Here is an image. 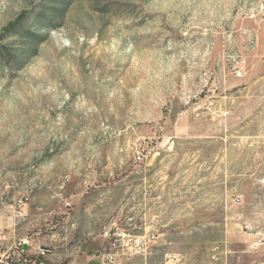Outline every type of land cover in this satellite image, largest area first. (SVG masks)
Here are the masks:
<instances>
[{
  "label": "rangeland",
  "instance_id": "obj_1",
  "mask_svg": "<svg viewBox=\"0 0 264 264\" xmlns=\"http://www.w3.org/2000/svg\"><path fill=\"white\" fill-rule=\"evenodd\" d=\"M20 15L0 44L37 37L0 57V264H102L115 230L147 246L110 264L263 259L264 0H0V36Z\"/></svg>",
  "mask_w": 264,
  "mask_h": 264
},
{
  "label": "built area",
  "instance_id": "obj_2",
  "mask_svg": "<svg viewBox=\"0 0 264 264\" xmlns=\"http://www.w3.org/2000/svg\"><path fill=\"white\" fill-rule=\"evenodd\" d=\"M235 74L238 77H242L245 73L243 66H236ZM138 159H141V155L139 154ZM240 201L239 198H236V201ZM244 227L246 229H251L250 224H245ZM254 238L249 244V248L253 250H258L264 244V237L262 236L261 231H256L253 233ZM112 236L109 239L110 248L107 251H104L100 255V259L102 264H110L115 262L116 254L118 248L126 247L131 253L139 254L144 253L146 251V241L143 240L140 236L129 235L123 231L115 230ZM3 237L0 236V239ZM30 240L27 238H23L20 240L19 245L25 248V245H29ZM43 253V252H42ZM228 253L230 250L224 243H217L213 248V253L208 264H227ZM222 261V262H221ZM257 264H264V258L257 262Z\"/></svg>",
  "mask_w": 264,
  "mask_h": 264
},
{
  "label": "trees",
  "instance_id": "obj_3",
  "mask_svg": "<svg viewBox=\"0 0 264 264\" xmlns=\"http://www.w3.org/2000/svg\"><path fill=\"white\" fill-rule=\"evenodd\" d=\"M23 15H20L18 18H16L13 21H10L4 28H3V34H1L0 36V41L3 39V37L5 35H9L12 34L16 31H18L19 29H21L23 27ZM37 36L35 34H33L32 36L30 34H25V36H23V40L24 43L20 46V48L18 47H8V46H3L0 44V57H2V59H6L7 61H11L12 58H17L18 55V51H20L21 56H26L29 55L31 52H33L35 50L34 44H33V39H35ZM10 64V63H9ZM18 65V64H17ZM20 65V64H19ZM26 248V247H25ZM27 264H31L28 263ZM38 264H41L40 261H38Z\"/></svg>",
  "mask_w": 264,
  "mask_h": 264
}]
</instances>
